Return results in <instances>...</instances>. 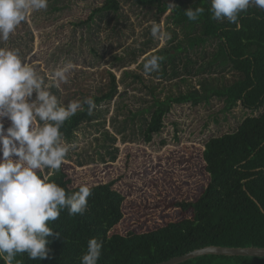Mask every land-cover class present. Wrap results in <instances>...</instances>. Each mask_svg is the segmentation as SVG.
<instances>
[{
	"label": "rangeland",
	"instance_id": "374dc122",
	"mask_svg": "<svg viewBox=\"0 0 264 264\" xmlns=\"http://www.w3.org/2000/svg\"><path fill=\"white\" fill-rule=\"evenodd\" d=\"M163 1L169 6L163 14L153 6L119 0L118 11L97 12L89 20L104 0H48L47 10L30 11L9 40L0 42V48L17 51L49 85L53 71L72 62L68 83L50 89L65 106L111 93L70 138H63L70 149L62 169L71 185L114 182L125 199L124 218L112 232L147 231L189 216L174 202L193 201L205 187L204 144L234 132L246 116L260 112L240 104L223 111L215 97L198 105L172 104L161 130L144 140L150 116L146 109L155 98L224 86L238 78L228 64L211 62L216 39L190 46L197 31L172 22L170 8L191 0ZM153 22L171 39H153ZM169 50L174 56L164 58L158 72L144 73L146 58ZM0 123L5 130L10 126L6 117ZM41 172L46 177L52 171Z\"/></svg>",
	"mask_w": 264,
	"mask_h": 264
},
{
	"label": "trees",
	"instance_id": "16d2710c",
	"mask_svg": "<svg viewBox=\"0 0 264 264\" xmlns=\"http://www.w3.org/2000/svg\"><path fill=\"white\" fill-rule=\"evenodd\" d=\"M134 1L155 7L158 14L169 8L163 0ZM119 7V0H104L88 19L97 12L118 11ZM190 7H203L205 11L196 21H190L184 12ZM210 7L211 0L176 4L170 8V18L175 25L197 31L190 38V46L216 39L211 62L228 64L238 78L224 86H203L200 91L155 98L146 109L150 116L143 131L144 140L150 141L152 134L161 130L163 117L172 104L198 105L215 97L222 101L223 111L240 104L260 112L246 116L234 132L211 137L204 144L201 155L208 174L205 187L193 201L174 202L190 215L147 231L112 232L124 218L125 199L113 187L114 182L71 185L61 165L59 171L46 177L62 187L66 195L78 191L80 186L89 187L87 210L82 215H69L63 209L57 220L49 222L53 235L47 238V259L30 260L27 254H17L13 264H80L91 238L103 245L98 264H154L207 245L264 247V11L250 7L241 13V28L236 30V25L227 20L211 19ZM162 56L170 59L174 54L169 50ZM110 94L91 98L98 105ZM90 116L85 106V110L66 120L60 129L63 138H70ZM38 175L44 177L41 171ZM0 264L5 261L0 259ZM178 264H264V257L202 255Z\"/></svg>",
	"mask_w": 264,
	"mask_h": 264
},
{
	"label": "clouds",
	"instance_id": "9594fccd",
	"mask_svg": "<svg viewBox=\"0 0 264 264\" xmlns=\"http://www.w3.org/2000/svg\"><path fill=\"white\" fill-rule=\"evenodd\" d=\"M47 7L48 0H0V42L9 40L30 11ZM250 7L264 11V0H211L209 12L211 19L227 20L239 30L240 15ZM204 11L203 7H190L184 12L190 21H196ZM150 32L157 41L171 39L156 22ZM163 59L159 55L146 58L144 73L158 72ZM73 70L72 62L56 68L49 85L30 64L22 62L17 51L0 48V118L10 121L6 130L0 123V259L5 264H13L17 254H27L30 260L47 259V238L53 235L49 222L57 220L63 209L69 215L87 210L89 187L80 186L66 195L58 184L38 175L45 169L60 170L70 149L60 131L65 121L85 106L88 115L97 107L91 97L65 106L50 90L67 84ZM102 247V242L91 238L80 264H98Z\"/></svg>",
	"mask_w": 264,
	"mask_h": 264
},
{
	"label": "water",
	"instance_id": "95a60500",
	"mask_svg": "<svg viewBox=\"0 0 264 264\" xmlns=\"http://www.w3.org/2000/svg\"><path fill=\"white\" fill-rule=\"evenodd\" d=\"M202 255L264 257V247H229L220 245H207L154 264H178Z\"/></svg>",
	"mask_w": 264,
	"mask_h": 264
}]
</instances>
